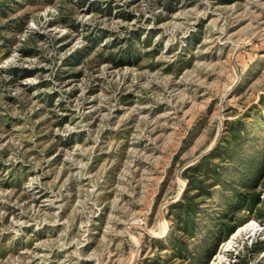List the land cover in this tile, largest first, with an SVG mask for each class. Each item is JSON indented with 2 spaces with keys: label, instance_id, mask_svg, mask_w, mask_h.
I'll return each instance as SVG.
<instances>
[{
  "label": "rangeland",
  "instance_id": "obj_1",
  "mask_svg": "<svg viewBox=\"0 0 264 264\" xmlns=\"http://www.w3.org/2000/svg\"><path fill=\"white\" fill-rule=\"evenodd\" d=\"M259 228L264 0H0V264H264Z\"/></svg>",
  "mask_w": 264,
  "mask_h": 264
},
{
  "label": "trees",
  "instance_id": "obj_2",
  "mask_svg": "<svg viewBox=\"0 0 264 264\" xmlns=\"http://www.w3.org/2000/svg\"><path fill=\"white\" fill-rule=\"evenodd\" d=\"M94 44H96V43H94ZM128 55V56H127ZM126 56H124L123 58H122V56L117 60V61H114V63H113V65L114 66H116V67H121V66H123L124 64L123 63H126L127 61V58H131V57H133V56H131V54H127ZM126 57V58H125ZM126 59V60H125ZM106 61H112V59H106ZM126 61V62H125ZM113 62V61H112ZM204 161V158L203 159H201V161L198 163V164H196L195 166H193V168L191 169V171H195L196 169H197V167H200V166H202V162ZM189 169L190 168H188V169H186L185 171H187V172H185L184 171V177L186 178V180L188 181V183H189V188L190 187H193V183H194V181H193V179L191 178V177H189V176H187L186 175V173H188L189 172ZM199 185L201 186L202 185V181H200L199 182ZM213 186H215V185H212L211 187H213ZM209 188V186H205V190L204 191H207V189ZM200 189H203L202 187H200ZM203 191V190H202ZM207 194L209 193V192H206ZM209 195V194H208ZM200 197V195H196V196H188L187 194H185L184 195V197L182 198V200H181V202L177 205V208H178V210L180 211V210H184V214H185V216H186V220L188 219H192L193 217L192 216H194V215H196L197 214V212H196V209L199 207V202H195V199H197V198H199ZM192 217V218H191ZM254 248L256 247V243L254 244V246H253ZM262 250H264L263 249V247L262 248H258V250L257 251H262Z\"/></svg>",
  "mask_w": 264,
  "mask_h": 264
},
{
  "label": "water",
  "instance_id": "obj_3",
  "mask_svg": "<svg viewBox=\"0 0 264 264\" xmlns=\"http://www.w3.org/2000/svg\"><path fill=\"white\" fill-rule=\"evenodd\" d=\"M258 231H259V232H260V231H264V228H259Z\"/></svg>",
  "mask_w": 264,
  "mask_h": 264
},
{
  "label": "bare ground",
  "instance_id": "obj_4",
  "mask_svg": "<svg viewBox=\"0 0 264 264\" xmlns=\"http://www.w3.org/2000/svg\"><path fill=\"white\" fill-rule=\"evenodd\" d=\"M249 228H251V227H249Z\"/></svg>",
  "mask_w": 264,
  "mask_h": 264
}]
</instances>
